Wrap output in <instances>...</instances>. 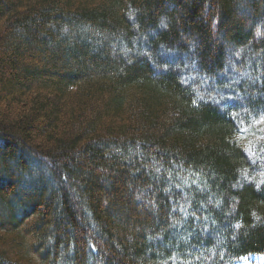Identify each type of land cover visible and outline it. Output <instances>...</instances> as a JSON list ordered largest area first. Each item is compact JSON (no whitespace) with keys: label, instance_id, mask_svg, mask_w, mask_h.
Returning <instances> with one entry per match:
<instances>
[{"label":"trees","instance_id":"1","mask_svg":"<svg viewBox=\"0 0 264 264\" xmlns=\"http://www.w3.org/2000/svg\"><path fill=\"white\" fill-rule=\"evenodd\" d=\"M264 254V0H0V264Z\"/></svg>","mask_w":264,"mask_h":264},{"label":"rangeland","instance_id":"2","mask_svg":"<svg viewBox=\"0 0 264 264\" xmlns=\"http://www.w3.org/2000/svg\"><path fill=\"white\" fill-rule=\"evenodd\" d=\"M233 264H264V254L242 257L234 261Z\"/></svg>","mask_w":264,"mask_h":264}]
</instances>
